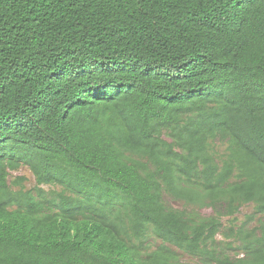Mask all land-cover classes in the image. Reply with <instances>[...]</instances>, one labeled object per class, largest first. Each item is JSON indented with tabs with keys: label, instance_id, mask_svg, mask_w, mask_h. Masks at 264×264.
Masks as SVG:
<instances>
[{
	"label": "trees",
	"instance_id": "16d2710c",
	"mask_svg": "<svg viewBox=\"0 0 264 264\" xmlns=\"http://www.w3.org/2000/svg\"><path fill=\"white\" fill-rule=\"evenodd\" d=\"M258 216L264 0H0V264H264Z\"/></svg>",
	"mask_w": 264,
	"mask_h": 264
},
{
	"label": "rangeland",
	"instance_id": "374dc122",
	"mask_svg": "<svg viewBox=\"0 0 264 264\" xmlns=\"http://www.w3.org/2000/svg\"><path fill=\"white\" fill-rule=\"evenodd\" d=\"M17 177H24L25 178L26 181L24 182V185H25L26 189H32L35 186L34 176L27 167H22L18 171L12 172L10 181L15 180ZM168 201L171 203V205H169V206L176 208V209H179V210L183 209V205L178 204V203H174L170 200H168ZM202 213L205 216H209V215L213 214L211 210H204V211H202ZM253 213H254L253 205L244 206L243 208H241L240 213L237 214L238 222L241 223V222L246 221L247 216L252 215ZM259 218H262V220H264V217L258 216V219ZM228 219H230V218H225L223 220V222L226 225H227ZM252 224H253L252 226H254V225H256V222H253ZM218 241H224V238L219 236ZM183 261L187 262V263L193 262L189 256H185V255L183 256Z\"/></svg>",
	"mask_w": 264,
	"mask_h": 264
}]
</instances>
